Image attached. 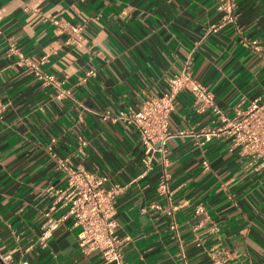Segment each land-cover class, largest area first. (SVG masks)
<instances>
[{"label": "crops", "instance_id": "crops-1", "mask_svg": "<svg viewBox=\"0 0 264 264\" xmlns=\"http://www.w3.org/2000/svg\"><path fill=\"white\" fill-rule=\"evenodd\" d=\"M218 2L0 0V264L8 254L13 263L105 264L79 249L80 230L69 222L45 247L37 243L46 213L61 212L51 211L49 195L66 185L60 160L120 188L125 264H264V170L231 149L229 137L200 135L224 122L190 93L175 97L164 196L161 156L141 178L138 133L115 118L160 97L181 70L227 118L264 98V0H234L232 23ZM37 61L52 82L31 70Z\"/></svg>", "mask_w": 264, "mask_h": 264}, {"label": "built area", "instance_id": "built-area-1", "mask_svg": "<svg viewBox=\"0 0 264 264\" xmlns=\"http://www.w3.org/2000/svg\"><path fill=\"white\" fill-rule=\"evenodd\" d=\"M217 10L223 13L226 22H234L236 16L234 0H219ZM70 33L74 41L81 40L79 25L73 26ZM29 67L39 79H44L46 82L53 81L52 77L44 75L39 70L38 61L29 62ZM92 74V71H88L86 75ZM183 91L193 96L196 106L210 109L219 121L224 122L203 128L200 135L204 141L227 136L230 138L231 149L239 148L243 155L251 158L250 166L255 164L256 169L264 170V98L251 101L245 111L233 118H227L215 105L211 92L196 81L187 70H181L168 80V87L160 97L145 100L137 110L118 111L116 114L117 120L134 126L138 133L145 154L143 160L145 171L141 173V178L151 169L152 158L158 153L163 165L158 192L164 196L169 195L165 148L166 143L174 137L169 130V115L174 109L175 97ZM81 146H83L82 141ZM202 164L205 168L208 167L206 161ZM58 167L65 173L66 185L61 189L50 190L49 195L53 198L51 211L61 212L56 217L46 213L45 225L37 243L45 247L47 240L69 222L72 227H78L80 230L77 243L83 253H98L105 264H125L122 241L117 236L114 208V198L120 188L106 189L105 176L91 173L81 166L71 167L65 160H60ZM3 263L23 264L13 263L10 254L3 257ZM222 263V259H215L212 262V264Z\"/></svg>", "mask_w": 264, "mask_h": 264}]
</instances>
